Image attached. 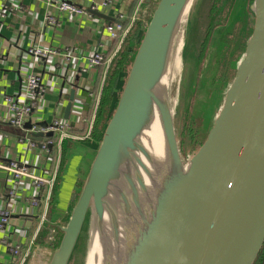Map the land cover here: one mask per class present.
I'll return each instance as SVG.
<instances>
[{"label": "water", "instance_id": "95a60500", "mask_svg": "<svg viewBox=\"0 0 264 264\" xmlns=\"http://www.w3.org/2000/svg\"><path fill=\"white\" fill-rule=\"evenodd\" d=\"M187 2H157L47 264L70 263L89 215L90 230L104 211L115 230V214L106 197L113 190L128 207L121 181L134 195L132 172L137 170V144L150 89H154L167 170L155 210L127 264H255L260 255L264 246V0H254L250 6L251 34L234 78L204 143L184 164L162 80L166 47ZM73 95L65 107V120ZM38 126L28 139L46 143L53 134L40 131L46 124ZM30 128L25 124L24 129Z\"/></svg>", "mask_w": 264, "mask_h": 264}, {"label": "crops", "instance_id": "0c3cea01", "mask_svg": "<svg viewBox=\"0 0 264 264\" xmlns=\"http://www.w3.org/2000/svg\"><path fill=\"white\" fill-rule=\"evenodd\" d=\"M64 1L84 14L60 12L57 3L47 4L46 0H0V115L7 113L6 97L18 105L27 103L25 83L29 75L40 79L45 92L36 99V107L26 124L48 125L56 119L65 120V107L74 92L67 119L72 128L70 139L60 141L52 137L48 148H43L44 143L28 139L26 129L0 124V210L10 214L5 230L0 232V264L48 263L62 227L54 214L59 212V203L64 212L72 199L63 203V197L71 194L73 197L75 193L74 187L70 193L64 191L66 174L78 169L79 178L85 174L100 140L90 137V127L115 51L106 57L114 43L106 27L121 18L122 22L131 21L141 7L139 0ZM49 19H53V25L48 24ZM32 48L52 50L55 55L40 59L29 55ZM95 53H102L108 62L83 72ZM122 77L115 89V99L121 90ZM10 161L21 163L44 180L53 178L52 187L45 183L35 186L25 179L14 189L10 175L3 169ZM17 243L21 252L15 259L8 244Z\"/></svg>", "mask_w": 264, "mask_h": 264}, {"label": "rangeland", "instance_id": "374dc122", "mask_svg": "<svg viewBox=\"0 0 264 264\" xmlns=\"http://www.w3.org/2000/svg\"><path fill=\"white\" fill-rule=\"evenodd\" d=\"M158 1L150 0V3L146 4L144 0H139L141 7L127 26V31H130L137 18L143 23L131 58ZM253 1L196 0L195 4L188 8L179 30L181 54L179 51L175 53L168 85L169 100L172 99L173 103L175 137L184 164L190 161L204 143L222 106L224 94L234 78L237 62L242 58L245 44L251 34L253 14L250 6ZM130 65L131 62L125 76ZM62 163L63 156L59 165ZM76 173L79 178V169ZM76 173L67 172L66 183L63 185L65 193H70L73 187V192H80L86 172L79 180L76 179ZM69 196L72 197V194L63 197V203L72 199ZM60 205L59 203V212L54 214V219L60 226H65L73 201L67 205V209L63 208L64 212ZM88 220L69 264H86L90 231Z\"/></svg>", "mask_w": 264, "mask_h": 264}, {"label": "bare ground", "instance_id": "6f19581e", "mask_svg": "<svg viewBox=\"0 0 264 264\" xmlns=\"http://www.w3.org/2000/svg\"><path fill=\"white\" fill-rule=\"evenodd\" d=\"M192 2L193 0H188L187 5L179 14L175 23V31L166 47L162 90L166 92L168 100V85L173 59L176 51L181 54L179 30ZM153 96L154 89H150L144 114L143 132L137 144V170L135 173L132 172L134 195L132 193L130 195L121 181L122 193L128 203V207L125 208L116 193L110 190V185L108 186V191H110L106 199L115 214V230L107 212L104 211L99 223L94 221L95 224L90 230L86 264H127L134 243L147 226L155 210L160 195L162 176L167 170V162L161 124ZM169 103L172 113V99Z\"/></svg>", "mask_w": 264, "mask_h": 264}, {"label": "built area", "instance_id": "2783aa9c", "mask_svg": "<svg viewBox=\"0 0 264 264\" xmlns=\"http://www.w3.org/2000/svg\"><path fill=\"white\" fill-rule=\"evenodd\" d=\"M47 4H54L56 5L58 11L63 13H69L74 15H83L84 12L72 4L67 3L64 0H46ZM48 24H54L53 19H49L47 21ZM119 23L110 24L106 27V30L109 34L110 39L113 42H117V47L114 51V54L119 49L120 45L123 42V39L127 33V29H124L122 26V18L118 21ZM29 55L36 56L40 59L46 58L51 55H55V52L52 50H45V49H39V48H32L29 51ZM113 54V56H114ZM65 56H68L67 53H64ZM112 59V58H110ZM108 62V60H105V57L102 53H95L91 57H89L88 60V66L87 68L83 69L82 71H86L87 69H92L104 62ZM111 60H109L110 62ZM45 92V88L40 82V79L35 75H29L26 79L25 83V94L27 96V103L24 105H18L14 102V100L10 97L4 98V106L7 110V113L5 115H0V124L4 126H10L12 128L17 129H24V126L26 122L28 121V118L30 117L31 112L36 107V99L40 98ZM31 128L29 130H26L27 134L29 135L31 132H35L37 129H39V126L37 123H31ZM92 127V126H91ZM90 127V129H91ZM71 124L67 120L63 119H56L51 124H48L45 129H40L43 133H49L51 132L53 134V137H58L60 141H64L66 139L72 138L70 136L71 133ZM49 141V140H48ZM46 142L42 144L41 146L43 148L47 147L49 145V142ZM48 143V144H47ZM46 144V146H44ZM48 148V147H47ZM3 169L8 172L11 178V183L15 188H18L21 184V182L25 179L31 180V182L35 186L42 185L43 183L48 185V188H51L53 185V178L50 180H44L43 178L34 176L31 174L29 169L22 165L21 163H18L16 161H10L8 165L4 166ZM49 197L46 198V201H48ZM35 200H33V204H35ZM9 212L0 210V232H3L8 224L9 221ZM8 249L11 252L13 258L17 259L21 252V245L19 243L17 244H8Z\"/></svg>", "mask_w": 264, "mask_h": 264}, {"label": "trees", "instance_id": "16d2710c", "mask_svg": "<svg viewBox=\"0 0 264 264\" xmlns=\"http://www.w3.org/2000/svg\"><path fill=\"white\" fill-rule=\"evenodd\" d=\"M129 24V19L123 20L122 22V26L124 29H127V26ZM142 29L143 23L139 19L135 20L133 22L132 27L130 28V31H127L128 34L125 35V38L120 48L117 50V52L114 54L110 61L106 80L101 90L100 98L96 106L94 119L90 130L91 138H95L98 140L101 139L107 122L113 114L117 102V99L114 98V95L116 93L115 89L118 84V80L120 76L126 73L129 62H131L133 47L136 45V40ZM116 47L117 42H114L112 48L110 49L106 57H108L113 51V49H116ZM52 141L54 140L52 139ZM53 246H55V244H53ZM263 250L264 249H262V251ZM263 258L264 252H261L255 264H262Z\"/></svg>", "mask_w": 264, "mask_h": 264}]
</instances>
